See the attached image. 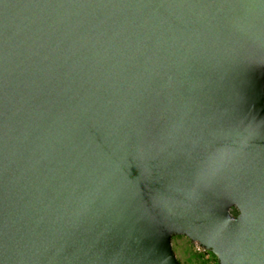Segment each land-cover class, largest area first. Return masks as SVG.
<instances>
[{
    "label": "water",
    "instance_id": "water-1",
    "mask_svg": "<svg viewBox=\"0 0 264 264\" xmlns=\"http://www.w3.org/2000/svg\"><path fill=\"white\" fill-rule=\"evenodd\" d=\"M178 235L264 264V3H5L0 264H182Z\"/></svg>",
    "mask_w": 264,
    "mask_h": 264
},
{
    "label": "rangeland",
    "instance_id": "rangeland-1",
    "mask_svg": "<svg viewBox=\"0 0 264 264\" xmlns=\"http://www.w3.org/2000/svg\"><path fill=\"white\" fill-rule=\"evenodd\" d=\"M173 247L182 264H219L215 254L184 235L175 236Z\"/></svg>",
    "mask_w": 264,
    "mask_h": 264
},
{
    "label": "snow or ice",
    "instance_id": "snow-or-ice-1",
    "mask_svg": "<svg viewBox=\"0 0 264 264\" xmlns=\"http://www.w3.org/2000/svg\"><path fill=\"white\" fill-rule=\"evenodd\" d=\"M10 2V0H0V7H2L5 3ZM262 3H264V0H261ZM204 179V178H201Z\"/></svg>",
    "mask_w": 264,
    "mask_h": 264
},
{
    "label": "built area",
    "instance_id": "built-area-1",
    "mask_svg": "<svg viewBox=\"0 0 264 264\" xmlns=\"http://www.w3.org/2000/svg\"><path fill=\"white\" fill-rule=\"evenodd\" d=\"M199 244V243H198ZM200 246H202L201 244H199ZM203 249H205L203 246H202ZM206 250V249H205Z\"/></svg>",
    "mask_w": 264,
    "mask_h": 264
}]
</instances>
